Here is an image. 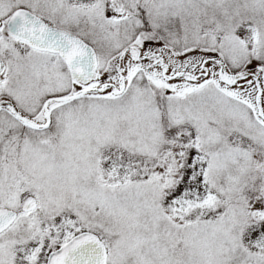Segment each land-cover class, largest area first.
<instances>
[{"label": "snow or ice", "instance_id": "snow-or-ice-1", "mask_svg": "<svg viewBox=\"0 0 264 264\" xmlns=\"http://www.w3.org/2000/svg\"><path fill=\"white\" fill-rule=\"evenodd\" d=\"M0 264H264V0H0Z\"/></svg>", "mask_w": 264, "mask_h": 264}]
</instances>
